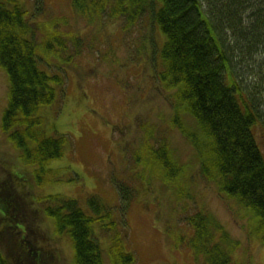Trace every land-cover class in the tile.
I'll return each mask as SVG.
<instances>
[{
  "label": "trees",
  "instance_id": "1",
  "mask_svg": "<svg viewBox=\"0 0 264 264\" xmlns=\"http://www.w3.org/2000/svg\"><path fill=\"white\" fill-rule=\"evenodd\" d=\"M30 1L0 0V70L8 80L0 127L15 149L10 163V158L0 156V166L8 172L0 179V245H4L0 264H47L27 241L25 227L21 231L29 212L51 217L58 233L68 232L75 264H135L134 254L124 250L120 238H115L105 258L95 225L107 228L113 221L109 216L108 226L101 223L107 210L97 195L86 196L91 213L76 198L59 194L47 195L44 206L30 201L34 196L40 200L31 180L42 183L40 174L51 172L44 165L62 157L68 143L66 134L48 133L51 122L42 110H60L67 66L83 46L80 36L64 29L67 18L52 16L44 0H32L30 9ZM69 8L85 26L107 21L128 31L145 15L157 25L164 35L159 78L174 100L171 125L193 145L205 179L214 181L221 194L250 208L264 244V156L253 133L260 120V106L255 105L261 103L242 91L236 63L241 57V68L247 71V58L251 60L257 49L264 52V6L256 7L254 0H69ZM168 149L164 143L156 148L142 144L136 160L146 164L149 156H158V166L170 173L182 171ZM21 165L37 167L23 171ZM188 219L196 229L188 242L195 258L201 257L204 264H234L232 256L240 242L220 222L202 211ZM34 230L28 235L34 236ZM46 237L41 235V241ZM18 247L25 258L19 257Z\"/></svg>",
  "mask_w": 264,
  "mask_h": 264
},
{
  "label": "rangeland",
  "instance_id": "2",
  "mask_svg": "<svg viewBox=\"0 0 264 264\" xmlns=\"http://www.w3.org/2000/svg\"><path fill=\"white\" fill-rule=\"evenodd\" d=\"M29 4L32 9V0ZM44 4L52 16L67 18L70 24L64 29L80 36L83 46L67 66L60 110H42L51 122L48 133L66 134L68 143L62 157L44 165L51 172L40 174L42 183L37 185L31 178L40 198L31 197L33 206H44L47 195L59 194L76 198L85 212L91 213L85 199L97 195L107 210L101 223L108 226L109 216L113 221L107 228L95 225V237L105 258L115 238H120L124 250L134 254L136 264H204L201 257H194L188 244L196 234L188 218L202 211L240 242L232 254L234 264H264L257 218L248 213L250 208L221 194L214 181L205 179L193 145L171 125L174 100L159 78L164 35L157 25L145 15L128 31L121 30L122 24L107 21L85 26L69 8V0H44ZM254 4L262 7L264 1L254 0ZM240 58L236 63L242 73V91L250 100L261 103L255 105L260 106V120L253 125V133L264 156V52L257 49L251 60L247 58V71L242 70ZM7 92V76L0 70V122ZM161 143L170 148L182 171L170 173L158 166V156H149L147 165L136 160L142 144L156 148ZM13 154L14 146L0 127V156L10 158V163ZM34 167L20 166L23 171ZM7 173L0 166V179ZM122 187L124 198L119 195ZM25 191L30 192L28 188ZM41 216L29 212L23 222L21 231L26 229L27 241L40 250L47 264H75L68 232L58 233L53 219ZM30 229H35L34 236L28 235ZM41 235L47 236V241H41ZM18 249L19 257L25 258ZM0 251H4L3 243Z\"/></svg>",
  "mask_w": 264,
  "mask_h": 264
}]
</instances>
